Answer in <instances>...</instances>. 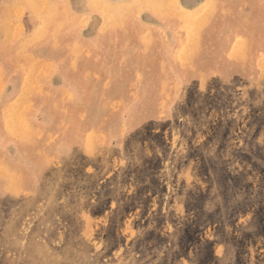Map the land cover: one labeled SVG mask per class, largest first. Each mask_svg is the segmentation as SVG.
Returning a JSON list of instances; mask_svg holds the SVG:
<instances>
[{"label":"rangeland","instance_id":"374dc122","mask_svg":"<svg viewBox=\"0 0 264 264\" xmlns=\"http://www.w3.org/2000/svg\"><path fill=\"white\" fill-rule=\"evenodd\" d=\"M181 2L0 0V25L12 44L23 25L39 29L22 56L47 82L54 57L103 48L112 72L138 36L149 55L150 17L178 9L183 61L207 6ZM81 35L96 45L70 47ZM113 97L91 113L104 134L94 129L85 148L51 164L38 191L0 201V264H264V76L184 80L128 108Z\"/></svg>","mask_w":264,"mask_h":264},{"label":"crops","instance_id":"0c3cea01","mask_svg":"<svg viewBox=\"0 0 264 264\" xmlns=\"http://www.w3.org/2000/svg\"><path fill=\"white\" fill-rule=\"evenodd\" d=\"M181 3L191 12L207 6L204 22L197 26L196 43L186 50L183 61L176 57L185 41L178 9L177 14L164 13L162 20L150 17L155 23L148 29L156 33V45L149 55L141 54L144 46L138 36V45L110 72L105 50L95 53L89 46L96 43L81 35L71 40L70 47L84 43L90 50L82 57H54V72L47 82V78L25 70L22 56L25 44L33 42L31 37H36L39 29L29 34L23 25L19 32L25 37L12 44L11 33L0 25V201L20 191H38L51 164L70 159L85 148L94 129L104 134L102 127L93 124L91 113L96 104L106 103L109 95L114 96L113 102L128 108L139 95L166 99L184 80L264 76V0ZM99 43L102 47L103 39ZM168 43L174 45L173 50ZM36 59L38 64L50 61L44 56ZM30 80L40 82L29 87Z\"/></svg>","mask_w":264,"mask_h":264},{"label":"bare ground","instance_id":"6f19581e","mask_svg":"<svg viewBox=\"0 0 264 264\" xmlns=\"http://www.w3.org/2000/svg\"><path fill=\"white\" fill-rule=\"evenodd\" d=\"M182 23V22H181ZM242 46V45H241ZM189 48H190V46H189ZM236 54V53H235ZM247 55V54H246Z\"/></svg>","mask_w":264,"mask_h":264}]
</instances>
